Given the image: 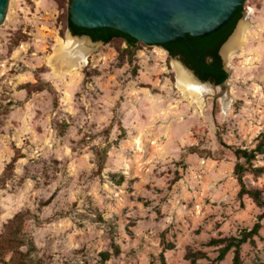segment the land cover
Segmentation results:
<instances>
[{
    "label": "rangeland",
    "instance_id": "obj_1",
    "mask_svg": "<svg viewBox=\"0 0 264 264\" xmlns=\"http://www.w3.org/2000/svg\"><path fill=\"white\" fill-rule=\"evenodd\" d=\"M243 7L236 26L248 18V38L224 57L229 79L200 108L161 45L138 41L132 54L122 38L92 43L87 64L56 71L68 0H10L0 24V235L24 214L33 254L49 264H191L199 250L198 264H231L233 252L218 262L206 243L261 220L242 258L264 264V207L240 195L234 172L233 150L264 133V0ZM254 167L263 172L245 182L264 196V155Z\"/></svg>",
    "mask_w": 264,
    "mask_h": 264
},
{
    "label": "trees",
    "instance_id": "obj_2",
    "mask_svg": "<svg viewBox=\"0 0 264 264\" xmlns=\"http://www.w3.org/2000/svg\"><path fill=\"white\" fill-rule=\"evenodd\" d=\"M71 2V0H70ZM244 7L240 6L237 13L230 22L219 30L205 36L189 35L190 43L200 55H198L191 45L180 38L175 41L163 44L171 56H179L182 62L188 66L203 81L212 80L216 84H223L229 74L223 68L222 58L219 54L222 44L233 32L238 20L243 15ZM67 27L74 35H88L93 41L112 42L115 38H122L127 43L128 48L135 54L138 40L120 30L103 28H84L76 25L71 14H68ZM237 163L235 174L240 184V195L251 196L259 206L264 207L263 191L260 189H250L245 182V174L253 172L260 175L263 168L254 167V161L260 155H264V133L259 137V142L253 149L235 148L233 150ZM14 166V163L10 167ZM24 214L17 215L5 226L4 232L0 235V264H49L43 259L34 256L36 246L32 239L26 238L23 231ZM262 228L261 220L256 222L251 229H243L237 236L211 238L206 245L218 247L219 255L217 261H223L226 256L233 252L231 264H244L242 258V247L246 243H254L255 237L259 236ZM24 247L26 250H24ZM119 254V248L114 253L104 251L101 253L102 261H108L113 255ZM206 257L204 251H189L186 258L191 264H198V260ZM161 264H168L162 256ZM263 264V263H261Z\"/></svg>",
    "mask_w": 264,
    "mask_h": 264
},
{
    "label": "water",
    "instance_id": "obj_3",
    "mask_svg": "<svg viewBox=\"0 0 264 264\" xmlns=\"http://www.w3.org/2000/svg\"><path fill=\"white\" fill-rule=\"evenodd\" d=\"M10 0H0V24L5 20ZM72 21L84 28L110 27L120 30L148 45H163L184 38L190 45L189 35L205 36L215 32L232 20L245 0H68ZM238 25V24H237ZM237 26L222 44L219 54L229 73L231 67L222 54L226 42L235 33ZM86 37L88 35H74ZM198 54V50L192 46ZM180 59L179 56H176ZM200 82L214 87L210 80H201L193 70L179 60Z\"/></svg>",
    "mask_w": 264,
    "mask_h": 264
},
{
    "label": "bare ground",
    "instance_id": "obj_4",
    "mask_svg": "<svg viewBox=\"0 0 264 264\" xmlns=\"http://www.w3.org/2000/svg\"><path fill=\"white\" fill-rule=\"evenodd\" d=\"M251 26L248 18L243 20L224 45V57L228 62H231L240 52L243 43L248 38ZM92 43L86 37H76L71 34H68L66 38H59L52 61L54 69L56 71H72L87 64L88 56L93 50ZM174 68L177 74V87L184 99L191 103H196L200 108L205 107L207 97L216 94L219 88L209 83L198 81L192 72L179 60H175ZM226 100L227 98L223 97L224 103ZM226 104H229V101Z\"/></svg>",
    "mask_w": 264,
    "mask_h": 264
},
{
    "label": "flooded vegetation",
    "instance_id": "obj_5",
    "mask_svg": "<svg viewBox=\"0 0 264 264\" xmlns=\"http://www.w3.org/2000/svg\"><path fill=\"white\" fill-rule=\"evenodd\" d=\"M222 58V57H221ZM222 62H223V60H222ZM223 68L225 69V67H224V63H223ZM226 70V69H225ZM227 72V71H226ZM228 73V72H227ZM210 81H212V80H210ZM212 82H214V81H212ZM215 83V82H214Z\"/></svg>",
    "mask_w": 264,
    "mask_h": 264
}]
</instances>
